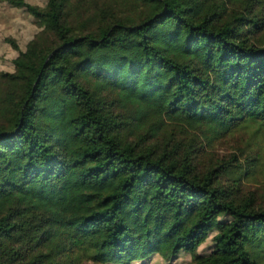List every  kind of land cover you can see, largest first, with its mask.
Instances as JSON below:
<instances>
[{"label": "trees", "instance_id": "16d2710c", "mask_svg": "<svg viewBox=\"0 0 264 264\" xmlns=\"http://www.w3.org/2000/svg\"><path fill=\"white\" fill-rule=\"evenodd\" d=\"M0 8V264H264V0Z\"/></svg>", "mask_w": 264, "mask_h": 264}, {"label": "rangeland", "instance_id": "374dc122", "mask_svg": "<svg viewBox=\"0 0 264 264\" xmlns=\"http://www.w3.org/2000/svg\"><path fill=\"white\" fill-rule=\"evenodd\" d=\"M31 5H42L45 0H25ZM14 18H9V16ZM7 20L9 22L7 23ZM13 27V31L11 28ZM31 26L29 19L24 10H18V12H5L0 8V71L9 70V61L16 56V52L10 51L9 46L5 43V35H15L18 37V41L21 45L25 41V35L30 31ZM28 36V35H27ZM252 131L236 134L232 138H228L226 141L217 145L215 151L217 154L224 156L230 153H237L238 150H250L247 153H257L262 156V162H264V132L252 136ZM246 188L251 190H257L259 194L264 193V170L256 173L253 181H243ZM244 186V187H245ZM210 245L207 241L200 251L202 253L207 252V248ZM152 263H157L155 259H152Z\"/></svg>", "mask_w": 264, "mask_h": 264}]
</instances>
